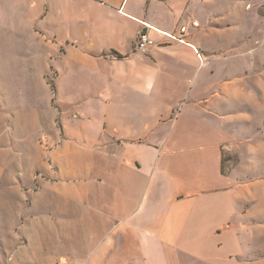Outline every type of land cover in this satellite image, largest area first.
Instances as JSON below:
<instances>
[{
    "label": "crops",
    "instance_id": "1",
    "mask_svg": "<svg viewBox=\"0 0 264 264\" xmlns=\"http://www.w3.org/2000/svg\"><path fill=\"white\" fill-rule=\"evenodd\" d=\"M42 1L59 50L56 175L58 158H82L77 174L45 181L82 197L71 198L75 234L56 251L58 264H247L234 185L221 169L229 127L244 116L231 112L250 107V69L227 68L251 47L217 50L221 24L202 28L182 0ZM189 14L198 27L170 39ZM141 31L153 42L144 53ZM66 88L79 96L64 97Z\"/></svg>",
    "mask_w": 264,
    "mask_h": 264
},
{
    "label": "rangeland",
    "instance_id": "2",
    "mask_svg": "<svg viewBox=\"0 0 264 264\" xmlns=\"http://www.w3.org/2000/svg\"><path fill=\"white\" fill-rule=\"evenodd\" d=\"M41 1L0 0V264H58L56 251L75 234L71 225L80 207L71 198H82L80 190L64 194L60 182H45L61 181L68 170L77 174L82 158H58L63 175H56L51 125H58L60 115L51 84L59 50L51 12L47 18L46 9L40 14ZM182 1L189 13L198 10L202 28L211 30L210 21L221 24L217 50L252 49L246 62L227 68L235 75L250 69L244 98L250 107L231 112L244 116L229 127L235 137L223 152L222 174L234 185L244 262L264 264V0ZM43 68H51L45 82ZM232 89L237 94L239 87ZM69 90L64 97L79 96Z\"/></svg>",
    "mask_w": 264,
    "mask_h": 264
},
{
    "label": "built area",
    "instance_id": "3",
    "mask_svg": "<svg viewBox=\"0 0 264 264\" xmlns=\"http://www.w3.org/2000/svg\"><path fill=\"white\" fill-rule=\"evenodd\" d=\"M189 27L197 28L198 23L191 20L188 24L179 27L177 36H170L169 38L172 40L181 41L184 35L187 33ZM152 44L153 42L147 36V33L144 31H141L137 38L136 49L139 52L144 53L147 50V48L151 46Z\"/></svg>",
    "mask_w": 264,
    "mask_h": 264
},
{
    "label": "trees",
    "instance_id": "4",
    "mask_svg": "<svg viewBox=\"0 0 264 264\" xmlns=\"http://www.w3.org/2000/svg\"><path fill=\"white\" fill-rule=\"evenodd\" d=\"M52 85V84H51ZM52 91L54 92L53 85H52ZM221 174H222V169H221Z\"/></svg>",
    "mask_w": 264,
    "mask_h": 264
}]
</instances>
